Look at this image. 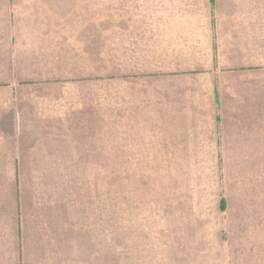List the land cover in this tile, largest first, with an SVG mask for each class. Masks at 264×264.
Wrapping results in <instances>:
<instances>
[{"label":"crops","instance_id":"obj_1","mask_svg":"<svg viewBox=\"0 0 264 264\" xmlns=\"http://www.w3.org/2000/svg\"><path fill=\"white\" fill-rule=\"evenodd\" d=\"M4 16L0 171L7 167L9 176L0 172V180L41 182L42 173L15 174L22 166L71 163L65 151L71 134L81 133V81L69 75L78 42L62 16ZM116 22L110 26L111 126L126 104V132L134 127L142 141L146 132L155 134L150 141L175 151L166 153L175 159L169 163L261 162L254 150L264 149V0H156ZM13 191L5 237L17 244V254L5 261H26L33 247L46 253L56 246L63 264L68 187ZM1 224L0 218V233Z\"/></svg>","mask_w":264,"mask_h":264},{"label":"rangeland","instance_id":"obj_2","mask_svg":"<svg viewBox=\"0 0 264 264\" xmlns=\"http://www.w3.org/2000/svg\"><path fill=\"white\" fill-rule=\"evenodd\" d=\"M155 3L0 0V20L35 12L67 19L79 48H71V58L78 60L71 59L69 75L81 81V133L71 134L64 156L71 163L22 166V174H15L42 173L41 182L0 180V264H62L56 246L46 253L33 247L26 261H5L17 254L5 228L16 207L13 190L67 187L70 240L63 264H264V149L254 150L260 163H169L175 159L166 153L175 151L150 141L155 134L146 132L142 141L134 127L126 132V104L111 126V23ZM0 172L9 176L7 167Z\"/></svg>","mask_w":264,"mask_h":264}]
</instances>
